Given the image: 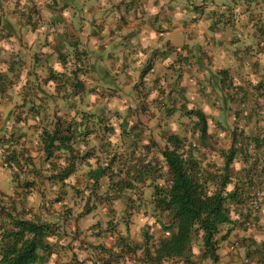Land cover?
Returning <instances> with one entry per match:
<instances>
[{"label": "rangeland", "instance_id": "obj_1", "mask_svg": "<svg viewBox=\"0 0 264 264\" xmlns=\"http://www.w3.org/2000/svg\"><path fill=\"white\" fill-rule=\"evenodd\" d=\"M238 5L241 9L239 16L231 18L238 28L232 38L238 37L242 42L233 45L230 38L226 46L235 57H244L246 48L254 54L253 61L248 62L252 67L250 64L247 66L244 80L230 70V79L219 75L212 79L205 77L192 87L181 80L178 83L181 74L171 75L161 83L159 78L149 77L150 64L140 68L134 79L124 76L115 80L108 64L109 47L96 50L100 60L105 58L110 72L104 77L108 79V84L103 83L104 79L100 83L101 78H94L88 73V61L80 50L73 52V57L66 60L64 69L58 72L46 69L31 73V69L27 71L18 64H15L11 77L1 71L0 85L6 89V94L0 93V142L9 145V140L13 141L11 150L20 156V166L16 168L10 164L13 152L7 154L0 149V235L3 227L13 228L12 223H8L13 217L46 220L55 225L61 239L58 240V236L51 238L56 246L55 252L44 264L65 262L74 253L90 264L91 252L85 250L88 243L111 246L119 241V238L109 236L107 231L109 221H113L121 234L128 235L129 240L140 247L136 253L141 259L138 264H145L142 259L145 233L150 236L148 245H156L167 235L151 201L154 178L158 177L160 182L167 178L161 154L165 138L173 133L188 144L202 141L198 128L200 123L197 124L199 119L189 113L197 110L196 105L200 101H196L195 96L191 98V93L195 92L204 93L209 98L211 111L214 107H223V117L208 126V139L203 147L197 148V154L204 156L206 163L216 162L220 166L225 161L224 151L227 152L235 144L241 151L232 164L233 174L255 177L262 181L264 188V75L252 69L257 70L259 66L263 67L260 63H264L260 57L264 55V0H241ZM212 37L213 32L210 31L202 39L209 46L206 54ZM237 60L235 70L241 68L240 60ZM95 65L103 67V62L97 61ZM51 73L57 78L46 82ZM77 77L84 83L82 86L78 84ZM69 78L70 87L65 88L64 83ZM238 86H242L247 95H243L241 89L237 90ZM91 107L102 111L98 115L103 114L104 119L100 116L91 119V115L83 118L87 115L84 112L91 111ZM38 109L40 112L37 114ZM214 112L208 114L209 118L215 115ZM160 115L165 118L160 126L159 122L149 124L151 119H160ZM77 117L79 121L97 125H92L94 130L88 139L80 147L77 146L85 157L79 160L75 173L62 182L55 175L58 165H64L65 159L57 152L53 158L46 157L43 134L45 130L53 131L59 118ZM22 133L24 136L20 137ZM259 140L261 143H258ZM108 141H111L109 151L102 152L101 145ZM107 162H111L108 172L114 181L120 178L126 180L122 186L124 190L114 182L115 185L111 186L107 178L93 187L88 177L90 167ZM136 165L138 172L141 167L145 170L146 166L153 170L152 174L137 177ZM235 182L236 179H233L231 186ZM109 192L111 199L108 198ZM240 209L232 207V217L238 223L223 228L219 237L228 228H231L233 237L222 241L217 249L221 251V256L235 255L236 262L243 264L247 263V255L244 258L240 253L242 246L247 247V237L239 232H247L251 226L254 228V223H260L261 226L257 224L255 228L264 231V207L257 213L247 211L246 207L245 210ZM253 217H257L258 221L249 219ZM232 245L236 246L235 250H231ZM202 254V241L197 238L192 243V255L188 261L183 257L168 259L162 264H217V260ZM127 261L134 263L135 258L129 255Z\"/></svg>", "mask_w": 264, "mask_h": 264}, {"label": "crops", "instance_id": "obj_2", "mask_svg": "<svg viewBox=\"0 0 264 264\" xmlns=\"http://www.w3.org/2000/svg\"><path fill=\"white\" fill-rule=\"evenodd\" d=\"M240 2L241 0H0V72L11 77L15 64L27 71L31 69V73L46 69L58 72L61 68L64 69L63 63L73 57V52L80 50L88 61V73L94 78H101L100 83L104 79L103 83L108 84V79L104 77L110 72L105 58L100 60L96 50L109 47L108 64L115 80L123 79L124 76L134 79L137 71L149 64V77L159 78L161 83L171 75L181 74L178 83L181 80L192 87L205 77L212 79L219 75L230 79V70L244 80L250 64L248 62L253 61L254 54H251L250 48H246L244 57H235L226 46L227 40L232 38L237 28L231 18L239 16ZM245 11L247 13L246 9ZM210 31L213 32V37L208 55L206 48L209 46L202 39ZM230 41L233 45L242 42L238 37ZM263 45L261 43V47ZM260 57L264 60V55ZM237 59L240 60L241 68L235 70ZM97 61H102L103 67H97ZM261 64L263 67L252 69L253 72L259 71V74L264 75V63ZM239 89L243 95H247L242 86H238L237 90ZM5 92L6 89L0 85V93ZM193 96L196 101L200 100L196 108L207 115L209 125L221 120L222 106L214 107L215 112L211 111L212 105L204 93H191V98ZM89 110L91 111L86 112L102 113L93 107ZM213 112L215 115L209 118L208 114ZM163 120L165 121L164 116L160 115V119H151L149 124L159 122L160 126ZM262 218L264 219V214ZM249 219L258 221L257 217ZM257 224L260 223H254V228H247V232H239L247 237V247L242 246L240 254L244 258L247 255L249 262L243 264H264V231L257 230ZM232 237L233 232L223 241H229ZM221 254L217 249V264H241L236 262L235 255L228 257Z\"/></svg>", "mask_w": 264, "mask_h": 264}, {"label": "trees", "instance_id": "obj_3", "mask_svg": "<svg viewBox=\"0 0 264 264\" xmlns=\"http://www.w3.org/2000/svg\"><path fill=\"white\" fill-rule=\"evenodd\" d=\"M56 78L57 75L51 73L45 81H53ZM69 80L70 78L65 81V88L70 87ZM76 80L79 85L84 84L78 77ZM32 110L35 112L34 109ZM39 112L38 109L37 114ZM84 113L87 115L83 118H88L91 115V119H94V116L104 119L103 114ZM189 113L197 115L199 119L197 124L200 123L198 128L202 141L198 140L188 144L178 134L173 133L165 138L166 144L161 150V154L164 168L167 170V178L163 182L158 181V177L154 178L152 181L154 192L151 201L154 203L155 213L160 216L159 221L167 235L162 237L156 245H148L150 236L148 232L145 233L146 244L143 247L142 257L145 264H162L168 259L183 257L188 261L192 255V243L197 238L202 241V255L217 260L216 249L231 233V228H228L223 236L219 237L218 235L225 226L238 223L232 217V207L236 206L241 208L240 210H245L246 207L247 211H250L252 209V194L263 185L262 181L255 177L233 174L232 164L241 151L235 144L227 152L224 151L225 161L222 165L218 166L216 162L206 163L204 156L198 155L196 150L203 147V143L208 139L207 115L200 109L192 110ZM261 118H259V122H261ZM100 122L102 123L101 120ZM92 125H97V123H85L79 121L78 117L59 118L53 131H44L43 150L46 157L53 158L57 152L63 154L59 156L65 159V164L57 167L58 171L55 176L58 180L65 182L75 173L79 160L85 157V155H81L77 146L80 147L83 141L88 139L87 137L94 130ZM21 136H24L23 133L20 134ZM9 143V145H5L0 142V149L4 153L13 152L11 149L14 143L10 140ZM258 143H261L260 140ZM110 145L111 141L102 144L101 151L108 152ZM88 154L87 156H89ZM19 158L20 156L13 152L10 164L19 167ZM110 163L107 162L105 165L99 163L97 167H90L88 177L93 182V187L95 188L101 179L107 178L109 184L114 182L124 190L122 186L126 180L120 178L114 181L108 172ZM137 168L136 165L135 175L139 178H143L147 174L150 175V172L152 174L153 171L145 166V170L141 167V171L138 172ZM233 179H236V182L231 186ZM114 183L111 186H114ZM111 195L109 192V199H111ZM5 221L7 222L6 216ZM8 223H12L13 228L10 230L3 227L1 232L0 264H44L54 254L56 246L52 243L51 238L58 236V240L61 239L55 225L46 220L18 219L17 217L10 218ZM107 231L109 236L117 237L119 241L111 246L102 243H88L89 246L85 250L91 252L90 260L92 261L90 264H138L141 261L136 256L140 247L133 244L128 235L121 234L113 221H109ZM129 255L135 258L134 263L127 261ZM54 264H86V262L80 260L78 254L74 253L69 260L57 261Z\"/></svg>", "mask_w": 264, "mask_h": 264}, {"label": "built area", "instance_id": "obj_4", "mask_svg": "<svg viewBox=\"0 0 264 264\" xmlns=\"http://www.w3.org/2000/svg\"><path fill=\"white\" fill-rule=\"evenodd\" d=\"M251 205L253 213L259 212L264 207V188H258L252 194ZM236 246L232 245L231 250H235ZM246 262H249V259H245Z\"/></svg>", "mask_w": 264, "mask_h": 264}]
</instances>
